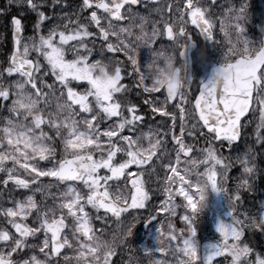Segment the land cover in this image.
<instances>
[{
  "label": "snow or ice",
  "instance_id": "6c2138e0",
  "mask_svg": "<svg viewBox=\"0 0 264 264\" xmlns=\"http://www.w3.org/2000/svg\"><path fill=\"white\" fill-rule=\"evenodd\" d=\"M216 2L175 0L154 7L152 11L159 19L152 22L151 42L176 44L182 39L179 55L187 57L191 25L213 43L218 29L226 38L229 30H234L246 45L250 44L242 26L247 19L243 0L239 7L228 6L219 19L212 13ZM60 3L61 0H52L51 6L55 8ZM140 3L141 0H80L78 12L59 17L62 23H55L48 14V0H7V6L0 8V18L7 20L12 41L11 55L0 64V104L11 106L9 118L0 120V124H4L13 140L31 149V155L18 159L0 144V201L5 192L8 195V206L0 202V264H57L61 257L64 264H71L72 260L88 264L101 247L103 264H118L113 259L117 249L129 245L128 238L141 219L159 225L158 242L167 227L168 251L176 256L177 264H202L194 240V222L208 191L229 194L231 222L218 224L221 240L203 264H216L221 258L228 264H264V256L242 243L246 227L264 230V213L251 219L248 215L241 219L237 214L242 192L252 189L251 178L257 172L255 157L249 150L233 160L220 151L225 147L231 151L233 145H238L243 118L253 112L251 104L247 111L235 106V78L230 85L218 86L220 69H214L212 78L198 88L199 95L189 99L172 88L159 87L155 81L149 87L137 60L131 56L127 60L133 65V72L127 73L118 66L111 86L104 92L94 87L95 74L92 80L72 74L73 66L98 62L97 42L108 56L124 54L114 46L118 36L114 29L119 26L120 32H128L137 15L133 6ZM153 4H159V0H153ZM13 6L36 14L33 36L24 35L25 21L30 17L23 11L12 14ZM126 20L130 23L123 26ZM256 52L264 57V42ZM126 75L132 77L129 83H125ZM257 75L264 86V64ZM25 90L37 99L43 97L45 102L53 94L68 102L74 117L73 131L68 138L54 141L63 145L59 154L47 142L53 137L44 136L52 121L43 113L33 120L34 130L41 135L33 137L15 131L13 115L19 118V109H31L35 104ZM133 90L136 100L131 98ZM258 91L257 88L252 93L259 113L255 134L257 141L264 143V97H258ZM145 107L153 118L156 114L165 118L162 135L149 124ZM188 120L194 121L191 127L186 126ZM81 122L85 127H80ZM141 132L146 143L138 136ZM78 137L90 143L87 153L73 152L71 143ZM189 138L197 143L203 138L205 147L197 149L188 142ZM164 156L168 158L165 160ZM182 161L190 162L191 168L182 170ZM236 165L242 172L230 189L229 173ZM158 168L164 170V183L153 188V184H159ZM190 173L203 180H187ZM60 185L64 186L62 190L50 191ZM49 200L53 202L51 207ZM181 209L185 210L183 214ZM109 220L117 225L118 236L114 239L119 243L99 240L97 232H103ZM85 231L92 238L87 243ZM71 235L78 236L81 243L76 254L68 256ZM165 255L158 243L154 250H145L143 257H129L128 264H140L144 257L149 258L150 264H163Z\"/></svg>",
  "mask_w": 264,
  "mask_h": 264
},
{
  "label": "rangeland",
  "instance_id": "374dc122",
  "mask_svg": "<svg viewBox=\"0 0 264 264\" xmlns=\"http://www.w3.org/2000/svg\"><path fill=\"white\" fill-rule=\"evenodd\" d=\"M241 2L242 0H217L215 6L212 8V13L217 19H219L222 14L226 13V9L228 8V6L231 5L233 7H239ZM243 2L247 5V19L242 24V26L245 29V33H244L245 38L248 39L249 41L250 38H254L255 40H258L259 37L258 32L264 36V0H243ZM60 13H61L60 11H53L52 15L57 18L60 15ZM251 28H253L252 33H250L249 35L250 30L249 32L248 31L246 32V30ZM254 30H256L255 34H254ZM229 31H230V36L226 38L223 35V33H220L219 30L217 29L216 44H215L217 51L215 52V56L219 58H224L227 56L228 53L233 54L236 51H238V53H244V50L247 53H249L253 46H251L250 44L246 45L234 30H229ZM259 97H264V87L261 89V93ZM5 107L6 105L0 104V120L6 121L9 118V115L5 112ZM255 107H256L254 110L255 114H253L251 120H247L245 123L244 129L245 131H247V133L245 134L241 143L238 144V146L236 147H232L231 151H229L227 147L220 149L223 155L230 156L233 160H235L237 156L244 155L249 150L252 151V155H254L255 157L257 172L251 178L252 189L250 191L242 192L241 194L242 199L239 202L237 208V214L240 215L241 219H243V215H248L249 219L253 217L252 214L256 211L255 208L258 207L257 197L260 195V190L256 189V184L262 183L264 185V143L258 142L256 139V134H255L256 125L259 123V113L257 111L258 109L257 103ZM22 115L23 117L21 118H17V119L13 118L15 129L16 127H18V121H19V125L22 126V124L25 123V120H27L29 117L35 116V118H38L40 117L41 114L36 112L30 113V110H28L27 114L19 113V117ZM73 119L74 118L71 116L62 117L60 121H58L57 119V121L55 122L57 127H59V131L57 132V135L63 134L65 137H69L73 131V126H72ZM192 123L194 122L190 123V127ZM4 127H5L4 124H0V140L2 144H6V146L9 147L11 145L12 136H10L8 132L4 130ZM21 132H26V131L22 130ZM81 140L84 141L85 143H89L83 137H78L76 140L72 141L71 148L72 147L77 148L80 147L81 145H85L86 148L91 146L88 144H81L80 143ZM186 165L187 167L190 168L191 163L190 162L186 163ZM241 172L242 169L239 167V165H236L232 169H230V173H229L230 179L228 184L230 189H233L235 187V184L237 183V178L241 175ZM158 174H159V181L160 180L164 181V174H161L160 172H158ZM2 175L3 174H0V176ZM199 179L203 180V177H200ZM194 186L196 187L195 184ZM60 188L61 187L59 188L53 187L50 191L57 192L62 190ZM262 192L263 194L258 198H261L263 200L262 204L264 205V191ZM206 195H207V200L205 202V205L201 209V211L197 213L198 215L197 217L199 220L198 221L199 224L198 223L197 224L202 233V237H207L209 239H215L220 241L221 236L217 231L218 224L221 221L231 222L230 221L231 217L229 215L231 211V205L228 198L229 194L221 193L218 195L212 191H208ZM17 198L19 199L20 197L17 196ZM7 200H8V195L7 192H5L3 199L0 202H3L4 206H8ZM49 206L51 207L52 203H49ZM146 224H148V227L147 230L145 231ZM97 227H100V225L97 224ZM137 228H138L139 237L142 240L135 241V238H133L134 236H130L128 238L129 245H122L120 255L124 256L123 264H128L129 257L135 255V252L132 251L133 249L135 250L139 249L140 252L139 257H143V252L145 250L151 251L156 248V245L153 244H157L161 241H164L165 239H168L167 237L168 230L167 227H165V235L160 237L159 242L157 241V233H158L159 225L156 223V221L145 222V220L141 219L140 222L135 225L133 232H136ZM261 231L262 230L260 229L246 227L244 230V237L242 243L250 246L255 251L256 254L264 256V233L261 234ZM104 232H109L106 235V238L109 239L118 236L117 225L114 223L113 220L108 221V224L107 226H105V230L103 231V233ZM136 236L138 235H135V237ZM85 237L87 238L88 241L92 239L87 235L86 231H85ZM116 243H119V241L116 240ZM131 248L132 250L130 251ZM160 250L164 252L163 249ZM142 259L143 258H141V260ZM61 261L64 262L63 258H61ZM118 261H119L118 264L122 262L120 258L118 259ZM163 264H177V262L173 261V257L170 256L168 260H166ZM218 264H228V260L222 258Z\"/></svg>",
  "mask_w": 264,
  "mask_h": 264
},
{
  "label": "flooded vegetation",
  "instance_id": "af4514ba",
  "mask_svg": "<svg viewBox=\"0 0 264 264\" xmlns=\"http://www.w3.org/2000/svg\"><path fill=\"white\" fill-rule=\"evenodd\" d=\"M175 0H159V4H153V0L141 2L139 5L133 6V13L137 14L136 18L130 23L124 21L123 26H128V32H120L119 26L114 30L118 33L116 40L113 42L114 46L118 50H123V53L106 55L101 50L99 42L95 45L96 58L98 62L92 64L85 63L81 67H75V75L81 74L83 78L92 80L93 74L95 79L93 81L94 86L98 92H104L116 76V68L119 66L126 70L127 73L133 72V65L127 60L128 56L136 59L138 67L141 73L146 78V83L149 87L153 82H158V86L166 88V84L171 79L173 73L177 72L180 77L179 94L186 95L189 99L192 96L198 94V88L201 87L202 82L205 81L211 67L215 64L213 43H208L204 40L199 31L193 26L189 25L190 31H192V40L189 42L187 49V57L179 55L182 51L181 45L184 41L178 40L176 44H160L159 42L153 43L152 41V22L159 19V16L152 11L154 7L164 6L167 3H174ZM147 5V7H145ZM78 5H73L65 13L71 15L73 12H78ZM139 17L147 18L146 21H141ZM126 45V47H123ZM89 47H92L90 44ZM246 58L248 55H244ZM253 57V55L251 56ZM249 57V58H251ZM238 57L228 55L227 64L235 61ZM132 77H125V83H129ZM261 84H259V87ZM131 98L136 100L135 90L131 93ZM163 98L161 97V101ZM144 111H148L145 107ZM149 124L156 129L158 128L161 135L166 130L163 127L165 118L156 114L152 117L150 111H148ZM144 131H147L145 128ZM138 136L142 143H146L143 137V132L138 133ZM169 151H171V145H168ZM174 155V154H173ZM163 159H167L166 156ZM159 163V162H158Z\"/></svg>",
  "mask_w": 264,
  "mask_h": 264
},
{
  "label": "water",
  "instance_id": "95a60500",
  "mask_svg": "<svg viewBox=\"0 0 264 264\" xmlns=\"http://www.w3.org/2000/svg\"><path fill=\"white\" fill-rule=\"evenodd\" d=\"M245 68H247V65H245ZM232 76H233L232 73L225 72V71H223L220 74H217V77H216L217 85L221 86V87L226 86V85H230L232 82V80H231ZM219 79H221V81H219ZM244 86H245L244 81H243V84L242 83H236L235 91L238 93V95L236 97H234V104L237 107V109L243 108L245 111H247V105L250 104V100H251L252 87L247 86V87H249L247 89V88H244ZM243 88H244V90H243ZM212 251H213V249L209 248L208 246L204 247V260L206 259V257L208 255H210L212 253Z\"/></svg>",
  "mask_w": 264,
  "mask_h": 264
},
{
  "label": "trees",
  "instance_id": "16d2710c",
  "mask_svg": "<svg viewBox=\"0 0 264 264\" xmlns=\"http://www.w3.org/2000/svg\"><path fill=\"white\" fill-rule=\"evenodd\" d=\"M2 39V35H1V37H0V40ZM0 52H1V49H0ZM3 62H4V58L1 56V54H0V64H3Z\"/></svg>",
  "mask_w": 264,
  "mask_h": 264
}]
</instances>
